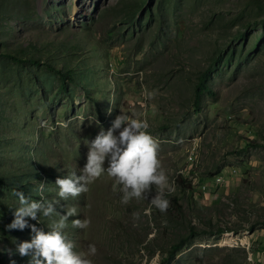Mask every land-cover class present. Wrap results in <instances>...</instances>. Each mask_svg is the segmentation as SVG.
<instances>
[{
  "label": "rangeland",
  "instance_id": "374dc122",
  "mask_svg": "<svg viewBox=\"0 0 264 264\" xmlns=\"http://www.w3.org/2000/svg\"><path fill=\"white\" fill-rule=\"evenodd\" d=\"M56 68L71 78L62 88ZM121 112L157 141L166 212L155 185L123 204L107 172L57 195ZM39 182L61 215L77 209L64 232L76 252L95 245L92 264H264V0H0V248L31 239L6 225L13 190L39 200ZM26 219L47 232L59 217ZM10 259L29 258L0 251Z\"/></svg>",
  "mask_w": 264,
  "mask_h": 264
},
{
  "label": "clouds",
  "instance_id": "9594fccd",
  "mask_svg": "<svg viewBox=\"0 0 264 264\" xmlns=\"http://www.w3.org/2000/svg\"><path fill=\"white\" fill-rule=\"evenodd\" d=\"M145 99H151L154 93L145 90ZM109 113L111 109L108 110ZM96 119V118H95ZM94 119V120H95ZM99 124V121H96ZM40 127H48V122L41 120ZM67 125L65 124V127ZM149 124L146 120L130 118L127 113L118 114L107 131L100 128L94 139L87 141L88 152L86 163L80 169V175L76 170L70 171L65 177H57L55 185L58 188V197L68 200L76 198L81 193L88 191V185L95 182L104 172L116 182V187L122 193V203L128 204L132 199H148L147 193H151L155 185L158 191L151 196L150 203L160 212H166L170 201L165 198V190L173 189L168 177L161 169L158 159L157 141L149 134ZM107 161V167L105 162ZM37 191L39 200L26 197L18 189L13 190V195L18 198V206L13 211V219L6 225L8 230H24L29 228L30 240L13 243L14 249H3L11 257L18 254L20 257H28L27 264H92L87 258L95 255V245H88L87 253L74 251V243L68 238L64 230L68 227L69 217L77 215L75 207H68L63 215L54 208L58 201H48L44 197L45 183L39 182ZM53 219L48 225L49 231L45 232L36 224H29L28 219L40 223V216ZM139 213H134V218L139 219ZM72 227L86 229L91 221L89 219H72ZM9 264H15L11 260Z\"/></svg>",
  "mask_w": 264,
  "mask_h": 264
},
{
  "label": "trees",
  "instance_id": "16d2710c",
  "mask_svg": "<svg viewBox=\"0 0 264 264\" xmlns=\"http://www.w3.org/2000/svg\"><path fill=\"white\" fill-rule=\"evenodd\" d=\"M9 55H10L13 59H18L17 57H15V56H13V55H11V54H9ZM32 61H34V62H39V60H37V59H33ZM48 65H49V64H48ZM49 67H51V65H49ZM55 71H56L57 74L59 75V79H60V84H59V86L62 88V87H64V85L66 84L67 79L70 80L71 78H70V76L68 75V71H62V70H60V69H58V68H56ZM205 88H206V84L204 83L203 78L200 77V79L197 81V83H196V85H195L194 102L197 101L198 96H199V93L201 92V90H202V89H205ZM172 199H173V198H172ZM173 200H175V198H174ZM177 245H178L177 243H176V244H173V245H172V248H170V249L175 248ZM169 252H170V256H171V255H172V250L169 251ZM0 264H3V263L0 261Z\"/></svg>",
  "mask_w": 264,
  "mask_h": 264
},
{
  "label": "built area",
  "instance_id": "2783aa9c",
  "mask_svg": "<svg viewBox=\"0 0 264 264\" xmlns=\"http://www.w3.org/2000/svg\"><path fill=\"white\" fill-rule=\"evenodd\" d=\"M219 178L217 177L216 179H215V181H217Z\"/></svg>",
  "mask_w": 264,
  "mask_h": 264
}]
</instances>
